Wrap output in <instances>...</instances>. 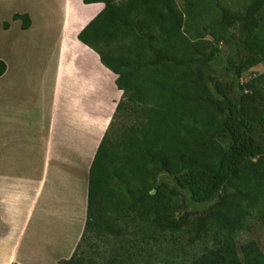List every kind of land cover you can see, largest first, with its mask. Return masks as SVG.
I'll return each mask as SVG.
<instances>
[{
  "label": "trees",
  "instance_id": "trees-1",
  "mask_svg": "<svg viewBox=\"0 0 264 264\" xmlns=\"http://www.w3.org/2000/svg\"><path fill=\"white\" fill-rule=\"evenodd\" d=\"M226 1L83 0L103 8L77 38L122 93L89 168L82 234L59 264H88L78 250L94 233L138 236L165 264H264L257 241L237 243L255 221L264 229V72L242 80L264 66V0ZM149 252L119 262L149 264Z\"/></svg>",
  "mask_w": 264,
  "mask_h": 264
},
{
  "label": "crops",
  "instance_id": "crops-1",
  "mask_svg": "<svg viewBox=\"0 0 264 264\" xmlns=\"http://www.w3.org/2000/svg\"><path fill=\"white\" fill-rule=\"evenodd\" d=\"M12 1L21 7L0 31L17 28L28 44L13 45L14 60L0 44V264H59L82 234L89 168L122 92L77 38L103 3L0 0V8Z\"/></svg>",
  "mask_w": 264,
  "mask_h": 264
},
{
  "label": "rangeland",
  "instance_id": "rangeland-1",
  "mask_svg": "<svg viewBox=\"0 0 264 264\" xmlns=\"http://www.w3.org/2000/svg\"><path fill=\"white\" fill-rule=\"evenodd\" d=\"M178 6L182 8V0H176ZM223 1V0H222ZM225 1V0H224ZM237 0H227L230 5L234 7V3ZM52 4L55 5L56 9L59 6L58 0H52ZM21 4L19 1H12L7 5L4 9L0 8V24L3 21H9V13L12 12V8H20ZM15 10V9H14ZM17 28H13L9 31H0V44L1 50L6 54L8 58L12 59L13 54V45L15 43H20L22 45L28 44L27 38L23 41L17 36ZM32 44L38 48L40 55L43 53L42 47L39 50V47L42 46L41 42L37 38L32 39ZM36 44V45H35ZM98 49H101L100 46H96ZM226 44H221V49L223 51V56L226 57L228 55V49ZM221 71V70H220ZM219 71V73H220ZM264 72V66L262 64H258L256 66L251 67L248 71H246L242 75V80H247L250 77H254L260 73ZM220 140L223 141L222 138ZM224 142V141H223ZM208 204H193L190 201H187V206L191 210L200 211L204 209ZM29 233V229L27 231L26 237ZM138 236L129 235L126 239L121 238H111L110 236L104 235H92L91 239L87 242L81 243L80 249L78 250L79 254H82L86 260L88 259V264H122L120 263V259L124 254H132L133 256H140L141 254H147L148 251L150 256H146L149 264H165V259L161 255L162 248L156 249L152 243H146L144 241H139ZM249 239H253L257 241L260 249L264 253V229L261 227L259 221H255L249 230L243 231L239 234L237 243H241L247 241ZM23 241V244H24ZM25 245V244H24ZM165 245V243L163 244ZM164 261V262H163ZM17 264V263H11Z\"/></svg>",
  "mask_w": 264,
  "mask_h": 264
}]
</instances>
